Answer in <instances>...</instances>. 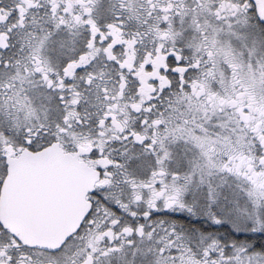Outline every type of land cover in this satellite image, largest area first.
Here are the masks:
<instances>
[{"label": "flooded vegetation", "instance_id": "obj_1", "mask_svg": "<svg viewBox=\"0 0 264 264\" xmlns=\"http://www.w3.org/2000/svg\"><path fill=\"white\" fill-rule=\"evenodd\" d=\"M261 37L253 0H0V199L10 176L27 230L93 183L60 246L0 221V264H223L227 225L193 224L195 143L218 136V179L264 189Z\"/></svg>", "mask_w": 264, "mask_h": 264}, {"label": "rangeland", "instance_id": "obj_2", "mask_svg": "<svg viewBox=\"0 0 264 264\" xmlns=\"http://www.w3.org/2000/svg\"><path fill=\"white\" fill-rule=\"evenodd\" d=\"M253 31L260 36L258 30ZM261 41L264 44L263 37ZM195 145L191 172L196 179L194 192L198 196L193 201H202L199 194L206 192L201 205L205 204L207 214L214 213L212 217L205 215L204 218L213 224L227 225L234 230L237 240L241 235L264 231V189L233 174L230 179H218L225 174L221 171L219 153L228 147L218 136L202 135ZM212 178L214 180L210 181ZM237 240L225 239L227 259L223 264H264V254L252 249L246 240Z\"/></svg>", "mask_w": 264, "mask_h": 264}, {"label": "water", "instance_id": "obj_3", "mask_svg": "<svg viewBox=\"0 0 264 264\" xmlns=\"http://www.w3.org/2000/svg\"><path fill=\"white\" fill-rule=\"evenodd\" d=\"M253 2L256 6L259 19L264 23V0H253ZM48 153L51 158L54 151L50 149L49 152H45V155L47 156ZM59 154L60 159L66 160L67 162H75L76 158L71 154L64 152ZM71 167L77 168L78 166L66 165V168ZM70 184L76 185V187L67 188L73 190V192L77 194V197L66 205V214L51 215L50 213H42L34 215L33 217L31 216V219L26 222L29 228L27 230H22L17 227V223L13 221L11 214L7 211L6 203L9 200V190L7 187L10 185V176H8L4 181L3 192L0 199L1 223L24 242L37 244L43 247H56L62 245L69 236L78 231L91 209V202L87 200L86 195L89 190L92 189L93 183L85 179H77L67 182V186Z\"/></svg>", "mask_w": 264, "mask_h": 264}, {"label": "trees", "instance_id": "obj_4", "mask_svg": "<svg viewBox=\"0 0 264 264\" xmlns=\"http://www.w3.org/2000/svg\"><path fill=\"white\" fill-rule=\"evenodd\" d=\"M201 200L203 201V198ZM195 201H194V221H193V224H195V225L196 224H208V225L211 224L210 225L211 227L214 226V225H212L213 222L211 223V221H207L204 218L205 215L210 218V217H212V215L214 213L210 212L209 214H207L208 212L206 211L207 209L205 207V204L203 206V205H201L202 201H197L199 203H196ZM223 230H224L225 239L237 240L234 230H232L228 226ZM216 231H217V229H216ZM213 232H215V230ZM201 239H205V237H202ZM238 239H240V241L246 240L245 242L248 243L252 249H254L257 252H260L261 254H264V231L241 235L240 237H238Z\"/></svg>", "mask_w": 264, "mask_h": 264}]
</instances>
